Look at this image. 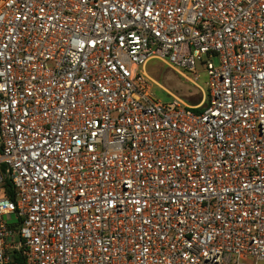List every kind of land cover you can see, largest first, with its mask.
<instances>
[{"label":"built area","instance_id":"obj_1","mask_svg":"<svg viewBox=\"0 0 264 264\" xmlns=\"http://www.w3.org/2000/svg\"><path fill=\"white\" fill-rule=\"evenodd\" d=\"M16 258L264 264V0H0V264Z\"/></svg>","mask_w":264,"mask_h":264},{"label":"rangeland","instance_id":"obj_2","mask_svg":"<svg viewBox=\"0 0 264 264\" xmlns=\"http://www.w3.org/2000/svg\"><path fill=\"white\" fill-rule=\"evenodd\" d=\"M146 72L160 86L165 87L172 94L183 99L189 106L198 105L202 101V91L181 77L177 72L170 69L165 62L159 59H152L146 67ZM199 72L202 73L199 79L201 88L202 86L207 88L206 78L203 75L202 69H199ZM153 93L157 100L163 102L169 100L164 91L157 85L153 86Z\"/></svg>","mask_w":264,"mask_h":264},{"label":"trees","instance_id":"obj_3","mask_svg":"<svg viewBox=\"0 0 264 264\" xmlns=\"http://www.w3.org/2000/svg\"><path fill=\"white\" fill-rule=\"evenodd\" d=\"M6 190H7V195L12 199V200H14V198H15V192H14V190H13V188L11 187V185L8 183L7 185H6ZM16 225H19V223L18 224H16ZM17 260H19V263L20 264H25L24 262H22V261H20V259L19 258H16Z\"/></svg>","mask_w":264,"mask_h":264},{"label":"bare ground","instance_id":"obj_4","mask_svg":"<svg viewBox=\"0 0 264 264\" xmlns=\"http://www.w3.org/2000/svg\"><path fill=\"white\" fill-rule=\"evenodd\" d=\"M150 60H151V59H150ZM150 60L148 61V63L150 62ZM148 63L146 64V67H147ZM147 74H148V73H147Z\"/></svg>","mask_w":264,"mask_h":264}]
</instances>
